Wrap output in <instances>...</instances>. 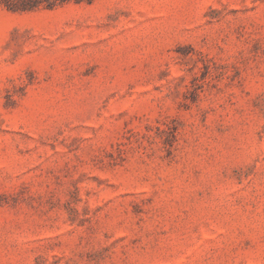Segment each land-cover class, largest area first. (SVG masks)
Segmentation results:
<instances>
[{"label": "rangeland", "instance_id": "1", "mask_svg": "<svg viewBox=\"0 0 264 264\" xmlns=\"http://www.w3.org/2000/svg\"><path fill=\"white\" fill-rule=\"evenodd\" d=\"M0 264H264V0L0 4Z\"/></svg>", "mask_w": 264, "mask_h": 264}, {"label": "trees", "instance_id": "2", "mask_svg": "<svg viewBox=\"0 0 264 264\" xmlns=\"http://www.w3.org/2000/svg\"><path fill=\"white\" fill-rule=\"evenodd\" d=\"M74 1L76 3L87 2L91 3L92 0H0L7 10L12 12L31 11L44 5L46 8H53L66 2Z\"/></svg>", "mask_w": 264, "mask_h": 264}]
</instances>
